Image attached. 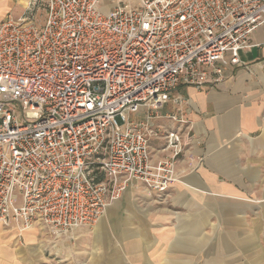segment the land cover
Here are the masks:
<instances>
[{
    "label": "built area",
    "instance_id": "built-area-1",
    "mask_svg": "<svg viewBox=\"0 0 264 264\" xmlns=\"http://www.w3.org/2000/svg\"><path fill=\"white\" fill-rule=\"evenodd\" d=\"M0 24V226L65 236L130 186L165 192L192 143L153 121L181 86L219 85L264 24V0H22ZM161 139L157 162L151 141Z\"/></svg>",
    "mask_w": 264,
    "mask_h": 264
},
{
    "label": "crops",
    "instance_id": "crops-1",
    "mask_svg": "<svg viewBox=\"0 0 264 264\" xmlns=\"http://www.w3.org/2000/svg\"><path fill=\"white\" fill-rule=\"evenodd\" d=\"M100 2L104 11L116 5ZM24 6L0 0V24ZM240 60L219 85L181 86L186 103L168 104L153 121L161 132L176 130L168 116L182 114L193 140L165 192L130 186L100 220L99 230L113 232L108 264H264V24ZM163 147L151 141L155 162L169 155ZM33 231L0 226V264H39L21 243Z\"/></svg>",
    "mask_w": 264,
    "mask_h": 264
},
{
    "label": "rangeland",
    "instance_id": "rangeland-1",
    "mask_svg": "<svg viewBox=\"0 0 264 264\" xmlns=\"http://www.w3.org/2000/svg\"><path fill=\"white\" fill-rule=\"evenodd\" d=\"M98 223L65 236L38 226L25 238L22 236L21 243L25 249L34 252L32 254L39 264H108L111 263L107 255L111 251L113 232L108 226V229L103 227L99 230Z\"/></svg>",
    "mask_w": 264,
    "mask_h": 264
}]
</instances>
